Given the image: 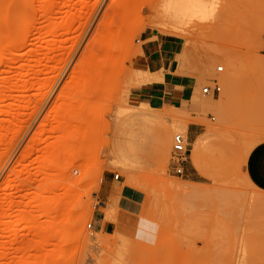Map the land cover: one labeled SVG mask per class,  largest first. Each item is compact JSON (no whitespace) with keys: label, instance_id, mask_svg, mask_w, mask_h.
I'll use <instances>...</instances> for the list:
<instances>
[{"label":"rangeland","instance_id":"obj_1","mask_svg":"<svg viewBox=\"0 0 264 264\" xmlns=\"http://www.w3.org/2000/svg\"><path fill=\"white\" fill-rule=\"evenodd\" d=\"M51 1L38 0L25 25L0 20V40L25 27L24 50L39 47L0 73L19 86L0 98V107L9 103L0 117L24 129L3 145L5 157L0 144V203L11 178L12 211L24 217L15 235L10 228L2 238L0 225L3 264L36 253L40 264H264V0H193L198 9L175 0H60L50 12ZM18 8L25 12L24 3ZM65 14L68 27L51 35ZM183 27L193 38L186 61ZM162 39L173 44L164 70L182 95L147 103L156 116L145 122L125 108L143 104L130 93L151 78L136 58ZM214 81L219 94L206 96L226 102L202 108V88ZM177 133L187 148L180 174L171 156ZM30 215L38 231L24 229Z\"/></svg>","mask_w":264,"mask_h":264},{"label":"bare ground","instance_id":"obj_2","mask_svg":"<svg viewBox=\"0 0 264 264\" xmlns=\"http://www.w3.org/2000/svg\"><path fill=\"white\" fill-rule=\"evenodd\" d=\"M36 2H38V0H35ZM175 1H178L179 3H181V4H183V5H186V6H188L189 8H196L197 7V9H198V7H199V3H201V2H199V3H195L196 5H195V7H193V3L194 2H197V0L195 1L194 0V2L193 3H191L193 0H175ZM199 1V0H198ZM201 1V0H200ZM202 2H203V0H202ZM22 3H24L25 4V12H23V13H20V14H17L16 12H17V10H20V8H18V9H15V5L17 4V7H18V5H20V4H22ZM35 3V2H34ZM63 3H65V0H63ZM61 4V1L60 0H52L51 2H49V10H50V12L52 11L53 12V6H58V5H60ZM202 4V3H201ZM200 4V5H201ZM191 5V6H190ZM204 6V5H203ZM38 8H40V4H39V2H38V5L37 6H35L34 7V5H33V2H32V0H0V20L2 19V18H4L5 17V21H7V23L8 24H10L11 22H17L18 21V23H20L21 25H25V23H29L30 22V20H31V17H32V14H33V12H36L37 10H38ZM201 8V7H200ZM199 8V9H200ZM195 11H196V9H195ZM199 11V10H198ZM50 14V13H49ZM69 16L67 15V14H65V19L62 21V22H60L56 27H54V29H52V31H51V35L52 34H54L55 32H56V28H66V27H68V24L70 23V21H69ZM27 27V26H26ZM28 27H30V26H28ZM27 27V28H28ZM23 30H21L20 31V33L18 34H14L12 37H10V38H5V39H1L0 40V73H2V71L4 70L3 69V66H5L7 63H9V62H15V61H19V62H23L24 60H25V57L26 56H28L27 58H29V56L30 55H32L33 56V53H34V55H35V53L37 52L38 53V51H39V47L37 46V43H35V44H29L30 45V48H28V49H26L27 51H25L24 49H25V47H24V45H25V43H26V39H25V27L24 28H22ZM28 31H29V29H27ZM178 33H180V34H182V35H184V37H185V46H183L184 47V49H183V52H182V58H184L185 59V61H186V59L188 58V57H190L191 55H190V53H191V48H192V41L191 40H193V38H191V35H189V31L187 30V29H185L184 27L183 28H180L179 29V31H178ZM29 47V46H28ZM193 50V49H192ZM190 55V56H189ZM32 56H31V58H32ZM181 56V55H180ZM31 58H29V59H31ZM27 61V60H26ZM24 63V62H23ZM38 62L36 61V64H37ZM183 66V65H182ZM29 75H28V72L26 71H24V72H20L19 74H18V79L21 81V83H23V82H26V79H27V77H28ZM16 81H14V80H12V79H9V78H6L5 80H1L0 81V98L2 99V97L3 96H5V94H6V98H7V94L9 95V93H8V90L9 89H12V86H13V91H14V88H16V87H14V86H17L16 84L17 83H15ZM37 82V81H36ZM35 82V83H36ZM39 83V82H38ZM24 84L25 83H23V84H21L22 86H20L21 88H18V89H21L22 90V88L23 87H25L24 86ZM17 87H19V86H17ZM40 87V86H39ZM17 90V89H16ZM17 92V91H16ZM10 93H11V91H10ZM19 93H21V92H19ZM18 93V94H19ZM209 95V94H208ZM10 96H12V95H10ZM16 96V95H15ZM211 96V95H210ZM209 96V97H210ZM5 97H3V99H5ZM19 97V96H18ZM13 98V97H12ZM17 97H14L13 99H16ZM2 99V100H3ZM12 99V100H13ZM39 99V98H38ZM37 99V100H38ZM2 100H0V101H2ZM16 100H21V99H16ZM25 100H27L26 98H25ZM25 100H24V98H23V101L25 102ZM41 100V99H40ZM4 101V100H3ZM6 101V100H5ZM17 102H19V101H17ZM22 102V101H21ZM225 102H226V100H220V101H218V100H212V98L210 99V98H208L206 95H204V97H202V99H201V103H200V105H201V107L202 108H217V107H220L221 105H223L224 106V104H225ZM1 103H3V102H1ZM37 103H38V101H37ZM9 104V103H8ZM8 104H6L8 107H9V105ZM17 104H19V103H17ZM25 104V103H24ZM27 104V103H26ZM1 105H3V107H0V114H1V116L5 113V114H7L8 113V111L7 110H5L6 109V105H4V104H1ZM29 105V104H28ZM11 106V105H10ZM36 107H37V104L35 105ZM18 107L19 106H17V109H18ZM36 107L34 108V112H35V110H37L36 109ZM39 107V106H38ZM5 108V109H4ZM22 108V107H21ZM33 108H31V109H33ZM150 107H148V105H146V103L145 104H141V106L140 107H138V108H135V109H126L125 108V112H126V114H128V115H130V116H134L135 118H141L143 121H145V122H152L153 121V118L156 116L150 109H149ZM8 109V108H7ZM17 109H15V110H17ZM19 110H21V109H19ZM10 113V112H9ZM15 113V112H14ZM161 115V114H160ZM16 116V115H15ZM163 116V115H162ZM2 117H4V116H2ZM2 117H0V144L2 145L1 147H3V150H4V152H3V150H2V156L3 157H5L7 154L6 153H8V152H6V150L7 151H9L10 149H9V147L8 148H5L6 146H5V144H8V146L9 145H13V143L16 141V139L15 138H17V137H19V132L18 131H21L22 130V123H21V121H14V120H11V125H9V126H12L11 128H9V126H8V124H6L5 122H4V120L5 119H7V116L5 117V119L3 120L2 119ZM10 117V116H9ZM14 117V116H13ZM11 118V117H10ZM30 118V117H29ZM162 118H164V116L162 117ZM42 120H44V119H42ZM159 120V119H158ZM8 122H10V121H8ZM40 122H42V121H40ZM44 122V121H43ZM10 124V123H9ZM181 124V123H180ZM40 127V126H39ZM58 128H60V127H62L61 125H58L57 126ZM38 128V127H37ZM179 128H180V131L181 132H183V133H185V125H180L179 126ZM21 129V130H20ZM24 130V129H23ZM22 130V131H23ZM39 130V129H38ZM163 130H166V136H167V139H168V137H169V131H168V129H162V131ZM10 131H11V133H13V134H11V136H10V138H9V136L7 135L8 134V132L10 133ZM21 131V132H22ZM18 133V134H17ZM35 133V132H34ZM40 133V132H39ZM16 134L18 135V136H16ZM22 134V133H21ZM36 134V133H35ZM35 136V135H34ZM8 137V138H7ZM32 137H33V135H32ZM39 138V137H38ZM9 139V140H8ZM15 140V141H14ZM38 140V139H37ZM30 141V140H29ZM33 142V141H32ZM27 143V142H26ZM29 144H31V143H29ZM5 147H4V146ZM36 145H37V143H36ZM39 146V145H38ZM0 147V148H1ZM14 147V146H13ZM33 147V146H32ZM41 147V146H40ZM51 147V146H50ZM10 148H12V146L10 147ZM22 148V147H21ZM27 149V148H26ZM57 149V146L56 145H52V148H51V150H52V153H50V155L49 156H47V158L48 159H46L45 157H43L44 159H46V160H48V162H49V165L50 164H52V163H54V151ZM38 150V149H37ZM163 150V147L162 146H160V152ZM23 152H24V150H22ZM21 151V152H22ZM26 151V150H25ZM10 152V151H9ZM23 152H22V154H23ZM0 154V155H1ZM19 154V153H18ZM40 157L42 158V155H40ZM7 158V157H6ZM6 158H4V159H6ZM39 158V157H38ZM19 159H21V158H19ZM39 160V159H38ZM41 160V159H40ZM15 161H17V160H15ZM45 161V160H44ZM11 163V162H10ZM45 163H46V161H45ZM48 165V166H49ZM51 166V165H50ZM49 166V167H50ZM10 167V166H9ZM25 167V166H24ZM45 167V166H44ZM44 167H42V168H44ZM30 168V167H29ZM10 169V168H9ZM22 169H24V168H22ZM27 168H25V170H24V172L25 171H27L26 170ZM40 170V169H39ZM44 170H46L45 168H44ZM11 171V170H10ZM12 172V171H11ZM23 172V173H24ZM27 172H29V171H27ZM37 172V171H36ZM46 172V171H45ZM44 173V172H43ZM58 173V172H57ZM44 174H46V173H44ZM43 174V175H44ZM26 175V174H25ZM29 175V174H28ZM35 176V175H34ZM2 177V176H1ZM41 178H42V176H41ZM2 179V178H1ZM9 179H11V178H9ZM8 179V180H9ZM24 179V178H23ZM51 180L53 179V178H50ZM4 180V179H3ZM8 180L6 179V181L4 182L5 183V186L4 187H6L5 188V190H7L4 194H5V196L7 197V201L5 200V202H6V204H5V202L3 203V204H1L0 203V205H1V208H3V207H5L7 210H9L10 211V213L9 214H7V216L5 215V213H6V210H5V212L3 211V212H0V216H2L3 218H5V216L7 217L6 218V220L4 219V221L1 219L0 220V225L2 224V225H4L5 227L4 228H2L3 229V232H2V238H4V237H6L7 236V234H8V232H7V230L8 229H10L11 228V230H13L14 232H10V234H14V233H16L18 230H16V228L18 227V225H19V223L24 219V217H23V214H22V210H19L18 209V211H17V209H16V211L15 210H13L12 211V209H13V207L14 206H16V204L17 203H19V202H17V201H14L13 199H11L12 198V194H13V192H14V190L16 189L17 190V187H14V186H9V183H8ZM42 180H45V178H43ZM19 181V180H18ZM18 181H16V182H18ZM34 181H36V180H34ZM16 182H15V184H16ZM27 182V181H26ZM38 182H39V179H38ZM37 182V183H38ZM50 182V181H49ZM2 183V182H1ZM22 183H25V182H21V184ZM43 183V182H42ZM41 182H40V184H42ZM40 184H38L39 186H40ZM3 185V184H2ZM3 187V188H4ZM21 187V186H20ZM25 187H27V186H25ZM29 187V186H28ZM44 187V186H43ZM48 185H47V189H48ZM40 190V189H39ZM80 190H82V189H80ZM41 191V190H40ZM46 191V190H45ZM45 191H41V192H45ZM48 191V190H47ZM51 191V190H50ZM49 191V192H50ZM16 192V191H15ZM36 192V191H35ZM41 192H39V194H40V196H44V194H46V192L44 193V194H42ZM82 192V191H81ZM38 193V192H37ZM66 193V192H65ZM36 194V193H35ZM35 194H33V196L35 195ZM26 195V194H25ZM28 195V194H27ZM30 195H32V194H30ZM78 195H79V193H78ZM85 195H87V194H85ZM33 196H26V197H28L27 199L30 201V205H29V202H27L28 200H26V198H25V204L26 203H28L27 205H29V206H32L31 204L32 203H35V201L34 202H32L33 201V199H32V201H31V199H29V198H33ZM35 196H37V195H35ZM80 197V196H79ZM35 198V197H34ZM83 199V198H82ZM3 200H4V198H3ZM35 200V199H34ZM1 201V200H0ZM16 202V203H15ZM39 203V202H38ZM27 205L25 206V207H27ZM18 207V204H17V206L15 207V208H17ZM20 207V206H19ZM37 207V209H38V211H41V210H43V209H45L46 208V206H45V203L44 202H40L39 204H37V202H36V205L34 206V208H36ZM5 208H3V209H5ZM31 207H27V209H30ZM25 211V210H24ZM23 211V212H24ZM37 211V210H36ZM32 214V213H31ZM34 214V213H33ZM5 215V216H4ZM31 216V217H30ZM30 216H27L26 217V219H25V224H27V226H26V228H24L25 230H30V229H32L34 232L35 231H38L40 228H41V226H39V223L37 222V220H35V216L34 215H30ZM1 217V218H2ZM37 223H36V222ZM28 222V223H27ZM8 223V224H7ZM30 223V224H29ZM33 223V224H32ZM23 224H24V222H23ZM36 224H38V225H36ZM23 229V230H24ZM10 231V230H9ZM16 231V232H15ZM7 233V234H6ZM1 234V233H0ZM6 235V236H5ZM15 235V234H14ZM4 241H6V240H2V242H0V245H1V247L3 248V249H5L4 247H5V244H6V242H4ZM2 243V244H1ZM5 243V244H4ZM22 244V243H21ZM21 252V251H20ZM22 252H24V250L22 251ZM27 252V251H26ZM21 255H22V253H20ZM28 254H30L29 253V251L26 253V254H24L25 256L26 255H28ZM35 254V253H34ZM37 254V253H36ZM35 254V256H31V254H30V258L28 257H26L27 259H23L24 260V262H18V263H22V264H40V259H42V258H40V256H39V254L38 255H36ZM25 256H23V257H25ZM62 256V255H61ZM22 257V258H23ZM4 260V255L2 254L1 255V257H0V264L2 263L3 264V261ZM22 260V259H21ZM22 260V261H23ZM4 263H5V261H4ZM6 264V263H5Z\"/></svg>","mask_w":264,"mask_h":264},{"label":"crops","instance_id":"obj_3","mask_svg":"<svg viewBox=\"0 0 264 264\" xmlns=\"http://www.w3.org/2000/svg\"><path fill=\"white\" fill-rule=\"evenodd\" d=\"M136 62L150 74V81L134 89L130 96L137 103H165L179 99L182 89L173 83L164 70L173 50L171 40H158L143 45ZM192 99V98H191ZM191 101V100H190ZM193 132L190 131V134Z\"/></svg>","mask_w":264,"mask_h":264},{"label":"built area","instance_id":"obj_4","mask_svg":"<svg viewBox=\"0 0 264 264\" xmlns=\"http://www.w3.org/2000/svg\"><path fill=\"white\" fill-rule=\"evenodd\" d=\"M217 70L221 71L222 66H218ZM219 92L220 85L216 81L213 82V85H206L202 88V93L205 95L211 94L212 96H214L215 94H219ZM186 152V139L181 133L174 134L171 144V156L174 164V172L178 174L183 172V164L186 162ZM118 177L119 174L114 175L115 179H117ZM88 227H90V224H88Z\"/></svg>","mask_w":264,"mask_h":264}]
</instances>
